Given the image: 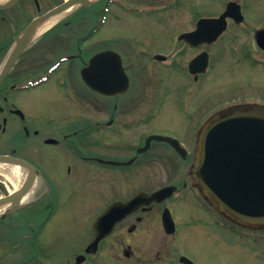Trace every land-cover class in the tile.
<instances>
[{"label": "flooded vegetation", "instance_id": "1", "mask_svg": "<svg viewBox=\"0 0 264 264\" xmlns=\"http://www.w3.org/2000/svg\"><path fill=\"white\" fill-rule=\"evenodd\" d=\"M62 1L0 0V157L25 161L40 174L29 203L40 205L37 210L25 215L28 205H20L14 209L24 211L23 217H9L11 209L0 213V264H53L55 254L66 253L63 264H199L192 257L196 235L181 234V228L200 223L201 229L213 228L219 235L226 228L191 173L198 132L222 108L264 105V13L253 10L252 3L249 9L240 3V23L227 18L214 40L197 42L198 18L218 17L223 8L207 16L195 15L184 0H96L38 31L34 19ZM112 7L142 19L144 30L171 29V44L148 52L147 38L133 30L126 35L102 32ZM101 52L109 53L90 68V58ZM195 58L200 70L192 72L189 64ZM177 67L189 78L176 86L184 130L163 135L176 138L183 150L151 139L139 151L148 136L159 133L148 122L154 101L168 98L166 87L157 96L146 85L152 79L160 87ZM103 78L115 87L127 80V88L102 93ZM91 79L98 90L87 84ZM7 181L0 173V195L12 191ZM166 186L163 199L146 200ZM118 191H125V197H117ZM135 195L140 197L130 205L137 207L96 243L94 220L88 235L78 228L56 242L58 228L68 221L81 223L79 205L106 206ZM176 200L187 202L182 217L175 211ZM166 209L173 221L168 233ZM12 222L17 231L30 225V232L12 234L5 225ZM203 235L208 240L214 236ZM241 238L245 251L264 254L253 236ZM78 255L81 263L75 262Z\"/></svg>", "mask_w": 264, "mask_h": 264}, {"label": "water", "instance_id": "2", "mask_svg": "<svg viewBox=\"0 0 264 264\" xmlns=\"http://www.w3.org/2000/svg\"><path fill=\"white\" fill-rule=\"evenodd\" d=\"M79 2L87 1L68 0L45 17ZM233 10L239 11V7L229 2L219 18L224 20ZM220 19H201L198 27L221 25ZM155 138L164 139L179 149L170 137ZM196 141L192 174L202 193L218 211L240 224L264 225V107H235L214 116L201 128ZM30 185L31 177L20 190L1 198L0 206L19 202ZM163 192L162 188L153 196L160 199ZM131 206L110 205L95 222V229L108 230Z\"/></svg>", "mask_w": 264, "mask_h": 264}, {"label": "rangeland", "instance_id": "3", "mask_svg": "<svg viewBox=\"0 0 264 264\" xmlns=\"http://www.w3.org/2000/svg\"><path fill=\"white\" fill-rule=\"evenodd\" d=\"M228 0H184L187 4L188 9H193L195 15H210L212 13H217ZM243 5L246 4L249 9V4L252 3L253 10L259 11V13H264V0H236ZM252 8V7H251ZM119 11L112 7L111 11L108 14L107 22L102 28V32L109 34H117L118 35H126L127 32L133 30L139 38H147L148 44L145 45V49L160 51L163 50L171 44L172 34L171 29L167 31H157V29L144 30L143 26L146 25L142 19H133L127 13L119 14ZM143 43L142 41L140 42ZM156 67H151V70H154ZM175 72H173L166 79L164 78L163 83L159 87L158 84H154L152 79L148 81L146 87L148 90L157 91V96H159L163 88L166 87L168 92V98L166 101L159 102L158 98L154 101L153 110L154 115L149 118L148 122L151 128V131H159L161 134H172L174 131L183 132L180 122L183 120V116L179 111L177 96L178 92L176 90V86L178 87L179 83L189 82L187 74L184 72H179L178 67L174 68ZM161 74L164 77V69H160ZM159 72V73H160ZM186 74V75H184ZM212 77H217L216 73H211ZM170 87V89H169ZM137 165V164H136ZM136 165H133L132 168L134 170L137 168ZM124 177H121L119 181H122ZM125 182V179L123 180ZM9 190H12L14 185L13 183H9ZM120 185V184H119ZM125 186H123L125 190ZM125 191L121 193V191L117 192V197L123 198L125 197ZM31 199V198H30ZM173 205H176L175 211L178 213V216L182 217L184 215L182 205H187L186 200H176L173 202ZM26 205V204H21ZM40 205H28L26 207L25 215L32 213L37 210ZM57 205H55L56 209ZM81 208V206L79 205ZM105 205H84V209L76 213V218H82L81 223L76 222L74 225L71 224V221H68L65 225L58 228L61 231V235L58 238V241L66 240L69 235L77 232L79 228L80 234H89V229L87 226H91L92 218L97 216L100 211H102ZM13 212V213H12ZM12 213V218L16 215L23 217L24 211L22 210H14L12 208L10 210ZM174 213L175 216L177 214ZM73 215L69 214L67 218L72 219ZM5 223L9 232L15 235H21L23 233L30 232V225H27L25 230H16L15 223ZM200 223L192 224L187 227H182L179 233L186 235H196V251L192 252V257H194L199 264H264V254H262L263 259H259L261 255L258 257L255 256L253 252L246 253L243 248L239 245L236 239H226L224 236L219 235L213 229H201ZM204 233L214 234L211 239L203 235ZM229 234H233L229 232ZM262 234V233H258ZM241 239V238H240ZM255 246L259 245V248L264 253V238H259L254 242ZM188 253V250L185 252ZM70 254V253H69ZM189 254V253H188ZM68 255L55 254L53 258V264H63L64 258Z\"/></svg>", "mask_w": 264, "mask_h": 264}, {"label": "bare ground", "instance_id": "4", "mask_svg": "<svg viewBox=\"0 0 264 264\" xmlns=\"http://www.w3.org/2000/svg\"><path fill=\"white\" fill-rule=\"evenodd\" d=\"M56 17H59V15L50 17L51 19L49 18V21L47 23L50 24V22L53 19H55ZM0 173L13 183L15 189H17L21 185V183L25 177V172L21 167L16 166V165H12V164H7V163L0 164ZM33 189H34V187H32L31 190H29L22 197L21 203L22 202L24 203L29 199L30 195L33 192ZM4 207H5V205L0 206V212L4 209Z\"/></svg>", "mask_w": 264, "mask_h": 264}]
</instances>
